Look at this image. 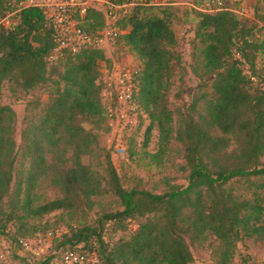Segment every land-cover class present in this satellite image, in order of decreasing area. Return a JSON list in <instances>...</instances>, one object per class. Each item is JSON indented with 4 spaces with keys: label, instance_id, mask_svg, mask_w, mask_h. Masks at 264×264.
<instances>
[{
    "label": "trees",
    "instance_id": "16d2710c",
    "mask_svg": "<svg viewBox=\"0 0 264 264\" xmlns=\"http://www.w3.org/2000/svg\"><path fill=\"white\" fill-rule=\"evenodd\" d=\"M18 1L0 0V13L15 9ZM152 1L138 0L136 7L157 5ZM125 8H120L118 39L142 62L133 75L136 110L150 119L145 143L154 126L159 128L161 149L173 136L180 140L188 183L171 185L165 191L125 186L110 150L107 177L83 161L82 155L98 141L86 123L101 124L114 118L107 103L115 106L116 96L108 99L104 95L113 85L107 87L99 68V61H110V57L103 47L87 46L50 60L56 46L54 30L41 8L28 6L10 25H0V234L14 239L46 232L50 221L45 217L62 210L76 221L68 222V228L55 239L53 247L58 251L38 264H56L59 250L67 247L96 250L102 264H191L193 246L208 236L215 237L216 264H234L240 240L264 238V193L260 191L264 189V61L258 60L264 53V34L255 32L249 17L229 8L199 11L196 34L203 43L204 67L212 76L213 90L205 112L183 113L175 128L169 89L181 52L167 6L147 15ZM257 18L264 29V12ZM77 20L90 31L106 25L104 11L96 7H89ZM7 80L26 89L43 84L51 87L39 117L22 130L23 154L30 165L16 177L17 112L2 102ZM50 172L56 174L63 193L39 202L37 182ZM257 175L262 181L252 179ZM242 177L259 188L249 197L236 193L230 183ZM104 179L123 208L104 211L88 222L85 218L94 205L93 196L104 191ZM134 222L135 228L131 226ZM12 224L15 231L10 229ZM107 227L124 233L109 239Z\"/></svg>",
    "mask_w": 264,
    "mask_h": 264
},
{
    "label": "rangeland",
    "instance_id": "374dc122",
    "mask_svg": "<svg viewBox=\"0 0 264 264\" xmlns=\"http://www.w3.org/2000/svg\"><path fill=\"white\" fill-rule=\"evenodd\" d=\"M131 0L126 5L124 11L137 12L140 15L160 12L164 6H167L166 15H168L170 24L178 37L177 49L181 52L180 64L172 76V85L169 89V102L174 109V127L181 123L183 113L192 111L195 114L205 112L206 102L212 93V76L207 74L204 67V56L202 52L203 43L196 34L199 22V11H209L214 6L212 0H153L158 4L148 9L137 8L136 2ZM229 4H242L249 8L251 17L246 18L249 24L257 34H264L263 25L257 18L259 13L264 12V3L260 0H227ZM166 3H169L167 5ZM160 4V5H159ZM104 0L97 3V7L104 11ZM197 6V7H196ZM199 7V8H198ZM118 16H122L119 9ZM106 17V15H105ZM107 20V19H106ZM106 49L110 61L101 59L99 68L102 78L107 81V87L113 82L115 73L123 71L126 68L138 69L141 67V60L126 46L121 40L117 39L115 43L107 44ZM259 63L264 61V53L259 56ZM263 65V64H262ZM264 81V80H263ZM51 87L49 84L37 85L26 89L17 82L7 80L3 86L2 102L10 103L16 110L15 138L17 141V160L15 162V177L20 175L21 171L26 172L30 161L23 154L22 130L26 124L39 117L42 107L50 97ZM131 122L124 132L125 145L117 146L118 125L114 118H108L101 124L86 123V126L98 135V141L93 145L89 153L83 154L84 162L90 163L93 169L101 176L107 177V154L110 150L112 160L121 176L125 186L134 185L143 186L154 191H165L171 185H186L188 183L189 170L185 168L186 160L184 158V145L176 137H172L169 143L160 148L159 128L154 126L151 130L150 138L145 143L146 128L150 122L146 113L142 115L135 109L130 113ZM264 159V156H263ZM51 160V156H50ZM70 165L68 163L66 166ZM54 172H50L37 182L35 193L38 195L39 202L56 198L62 195L63 191ZM252 179L260 182L263 177L257 175ZM236 193L244 196H251L257 187L256 182H251L246 178H234L231 182ZM14 181L12 182V185ZM104 191L94 195V205L90 208L86 220L93 222L104 211H113L122 209L123 205L120 198L113 193L103 180ZM264 193V189L260 188ZM37 220V219H36ZM44 220L50 221L48 231L62 232L68 228V222L76 221L71 219L67 213L58 210L45 217ZM133 228L137 223H131ZM16 225L10 227L15 231ZM107 236L109 239L118 238L124 231L120 228L107 227ZM213 242L214 236H208L206 239L193 246L194 260L191 264H216ZM53 253V252H50ZM49 253V254H50ZM15 255L9 263L0 264H38L46 256ZM56 264H67L58 256L54 258ZM234 264H264V238L259 236L244 237L238 242L234 256Z\"/></svg>",
    "mask_w": 264,
    "mask_h": 264
},
{
    "label": "built area",
    "instance_id": "2783aa9c",
    "mask_svg": "<svg viewBox=\"0 0 264 264\" xmlns=\"http://www.w3.org/2000/svg\"><path fill=\"white\" fill-rule=\"evenodd\" d=\"M102 0H19L15 9L0 13V25H10L12 18L20 16V12L28 6L41 8L46 16L47 23L54 30V40L56 46L50 54L49 59L55 60L64 55L66 51L75 52L81 47L94 46L104 47L107 44L115 43L120 33L118 25V10L128 3L119 4L112 0H104L106 6V25L97 31H90L79 25L77 16L84 17L89 7H97V3ZM214 6L209 11L219 9H231L240 15L251 17L249 8L242 4L228 5L226 0H212ZM151 3L158 4L157 1ZM197 7V6H196ZM199 8V7H198ZM19 15V16H18ZM134 69L126 68L115 73L113 78V88H106L104 95L110 99L114 94L116 104L111 101L107 103L108 109L114 114L118 125L117 146L125 145L124 132L126 127L134 122L130 113L136 109L134 102ZM250 76L257 80V77L248 72ZM62 232L48 231L46 234L41 231L30 236H18L14 239L0 234V263H9L15 255L46 256L50 252H56L54 241L61 236ZM61 258L67 264H102L96 250L79 251L70 247L61 248Z\"/></svg>",
    "mask_w": 264,
    "mask_h": 264
}]
</instances>
